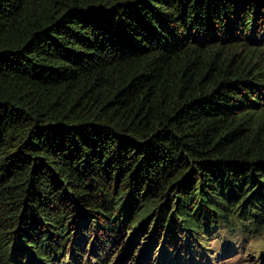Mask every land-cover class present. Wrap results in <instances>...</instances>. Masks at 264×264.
Returning a JSON list of instances; mask_svg holds the SVG:
<instances>
[{"label":"trees","instance_id":"trees-1","mask_svg":"<svg viewBox=\"0 0 264 264\" xmlns=\"http://www.w3.org/2000/svg\"><path fill=\"white\" fill-rule=\"evenodd\" d=\"M130 226L158 264L264 228V0H0V264Z\"/></svg>","mask_w":264,"mask_h":264},{"label":"rangeland","instance_id":"rangeland-1","mask_svg":"<svg viewBox=\"0 0 264 264\" xmlns=\"http://www.w3.org/2000/svg\"><path fill=\"white\" fill-rule=\"evenodd\" d=\"M150 227V228H149ZM138 226H130L127 230L124 229L120 232L118 238H116V250H114V254L106 250L109 253L110 264H158L159 263V251L163 245V233L160 234L154 242L150 241V234L152 233L153 228L148 226L143 232L139 234L137 240L134 243H131V237L134 233V229L136 230ZM221 230L218 232L212 230L210 233L204 236H195L197 237V242L195 248L198 252H202V258L196 256L195 262L196 264H248L244 259H240L239 261H233L232 258L236 257L238 253L243 252L244 245L247 243V238L250 237L247 233H243L242 235L234 236L227 232V237H222L223 242L222 246L218 251H209L207 250L199 240L206 237L207 241H210L214 237L220 236ZM199 239V240H198ZM89 245H86V248ZM224 247V249H223ZM113 249V248H112ZM171 252V254H175V247L172 245H166L165 252ZM84 259L91 258V253L89 254V249L85 250ZM79 253V252H77ZM105 254V252H104ZM184 255L183 253H180ZM187 260H182L183 264H189L188 256L186 255ZM248 261H251V264H264V255L260 257L259 260H253L252 257L248 258ZM68 262V261H67Z\"/></svg>","mask_w":264,"mask_h":264},{"label":"clouds","instance_id":"clouds-1","mask_svg":"<svg viewBox=\"0 0 264 264\" xmlns=\"http://www.w3.org/2000/svg\"><path fill=\"white\" fill-rule=\"evenodd\" d=\"M222 237H227L226 229H222L220 236L214 237L210 241H207V243H205L207 238H202L200 243L209 251H218L222 246ZM262 255H264V228H261L259 232L248 237L243 252L238 253L232 259L233 261L244 259L248 264H251V261H248L249 257H252L253 260H259Z\"/></svg>","mask_w":264,"mask_h":264}]
</instances>
